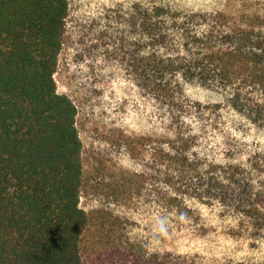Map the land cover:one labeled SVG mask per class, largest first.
I'll use <instances>...</instances> for the list:
<instances>
[{
    "label": "trees",
    "instance_id": "16d2710c",
    "mask_svg": "<svg viewBox=\"0 0 264 264\" xmlns=\"http://www.w3.org/2000/svg\"><path fill=\"white\" fill-rule=\"evenodd\" d=\"M69 10L68 0H0V264H83L78 111L55 80ZM142 21L145 88L178 111L185 83L222 91L264 128V7L238 20L150 3ZM181 119L157 147L165 214L192 218L187 200L196 199L234 217L240 234L263 233L264 151L218 163L197 151L198 136ZM157 258L187 264L170 252Z\"/></svg>",
    "mask_w": 264,
    "mask_h": 264
},
{
    "label": "rangeland",
    "instance_id": "374dc122",
    "mask_svg": "<svg viewBox=\"0 0 264 264\" xmlns=\"http://www.w3.org/2000/svg\"><path fill=\"white\" fill-rule=\"evenodd\" d=\"M68 2L55 80L78 111L80 204L89 217L83 264H159L165 252L186 257L187 264H264V232L240 234L235 218L218 205L188 199L192 218L165 214L157 148L179 116L198 136L201 155L245 163L252 152L264 151V128L231 108L222 91L196 83L183 85V106L173 110L142 85L137 72V61L147 54L142 15L150 3L183 14L222 11L242 20V14L263 8L264 0Z\"/></svg>",
    "mask_w": 264,
    "mask_h": 264
}]
</instances>
